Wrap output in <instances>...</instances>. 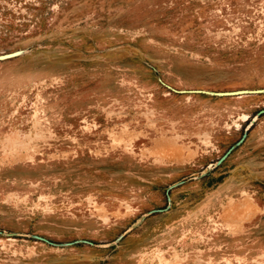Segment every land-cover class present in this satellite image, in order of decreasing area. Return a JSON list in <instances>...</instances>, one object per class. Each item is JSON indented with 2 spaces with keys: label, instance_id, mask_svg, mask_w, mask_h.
I'll use <instances>...</instances> for the list:
<instances>
[{
  "label": "rangeland",
  "instance_id": "374dc122",
  "mask_svg": "<svg viewBox=\"0 0 264 264\" xmlns=\"http://www.w3.org/2000/svg\"><path fill=\"white\" fill-rule=\"evenodd\" d=\"M0 264H264V0H0Z\"/></svg>",
  "mask_w": 264,
  "mask_h": 264
}]
</instances>
